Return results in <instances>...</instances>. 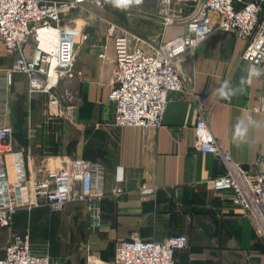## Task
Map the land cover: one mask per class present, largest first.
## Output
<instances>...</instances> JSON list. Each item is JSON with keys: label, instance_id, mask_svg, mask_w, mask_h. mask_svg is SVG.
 <instances>
[{"label": "crops", "instance_id": "crops-1", "mask_svg": "<svg viewBox=\"0 0 264 264\" xmlns=\"http://www.w3.org/2000/svg\"><path fill=\"white\" fill-rule=\"evenodd\" d=\"M159 5L158 0H142L123 7L110 0L104 8L87 4L76 11L75 23L89 39L80 41L76 49L74 71L78 74L64 78L56 88L62 102L66 101L59 117L50 116L48 95L32 93L25 75L13 74L12 84H7L6 74L16 54L8 56L10 65L0 69V99L9 112L0 116V122L14 132V152L4 159L9 178L25 176L30 184L39 182L69 159L80 158L105 168V197L95 200L99 227L92 228L90 203L73 200L59 213L47 208L18 212L13 233H0L2 246L15 234L29 233L34 252L48 255L52 264H113L118 241L137 237L163 242L184 235L189 247L177 253L178 264H264V236L256 220L233 203L232 191L208 187L210 180L227 173L226 166L195 148L196 105L201 100L210 114L211 132L235 162L254 171L264 156V116L256 110L264 70L242 59L246 41L234 33L216 31L183 57L186 90L170 94L161 127L114 124L115 106L109 95L115 36L127 31L157 46L187 33L183 19L166 25ZM171 13L185 18L188 11L179 13L172 6ZM33 44L26 46L27 53ZM104 45L109 61L99 57ZM252 68L261 74L251 76L243 92L231 101L219 97L216 89L225 80L238 86L242 77L249 78ZM242 117L257 123L249 126L240 141L234 139V126ZM117 176L122 180H116ZM144 188L156 192L143 196ZM43 229L48 230L45 236L35 235ZM52 229L65 232L66 240H55L58 244L53 245Z\"/></svg>", "mask_w": 264, "mask_h": 264}, {"label": "built area", "instance_id": "built-area-1", "mask_svg": "<svg viewBox=\"0 0 264 264\" xmlns=\"http://www.w3.org/2000/svg\"><path fill=\"white\" fill-rule=\"evenodd\" d=\"M109 1L0 0V43L10 54H16L6 74L7 84H12L13 74L25 75L32 93L49 96L50 116H61L63 102L55 89L64 78L73 79L78 74L74 71L76 49L80 41L89 39L75 23L76 11L87 4L104 8ZM158 2L164 23L171 25L177 19H183L187 33L157 46L127 31L115 36L113 89L109 101L115 106L114 124L118 127H161L170 94L186 90L183 57L216 31L231 32L246 41L242 59L264 70V0ZM174 5L187 10V16L183 18L171 13ZM212 13L216 14V19ZM31 42L34 44L27 53L26 46ZM99 57L110 60L106 45L101 46ZM196 108L195 148L216 156L227 169L224 176L210 180L208 187L214 191H232L233 203L256 220L264 236V156L255 163L254 171L243 168L211 132L210 114L201 100ZM256 110L264 116V73L262 95ZM8 112V105L0 104V116ZM13 138L12 127L0 122V230L9 227L12 216L22 210L31 212L47 208L59 213L73 200L90 203L92 228L99 227L100 216L95 200L105 197V168L90 160L74 158L69 159L64 167L49 171L39 182L30 184L25 176L12 180L4 159L14 152ZM116 180L122 178L117 176ZM141 192L143 196H151L156 189L144 188ZM188 247L189 239L184 235H173L163 242L134 237L116 243L113 264H178L177 253ZM0 264L52 262L48 255L34 252L30 234L24 233L15 234L5 246L0 243Z\"/></svg>", "mask_w": 264, "mask_h": 264}, {"label": "clouds", "instance_id": "clouds-1", "mask_svg": "<svg viewBox=\"0 0 264 264\" xmlns=\"http://www.w3.org/2000/svg\"><path fill=\"white\" fill-rule=\"evenodd\" d=\"M114 2L118 6H123V7H130L132 5H138L142 2V0H114ZM261 73L252 68L249 69V78H241L239 85L238 86H233L231 81L225 80L219 88L216 89V92L218 93L219 97L223 100L226 101H231V99L236 96L237 94L243 92L244 90V85L246 83H250V77L251 76H259ZM257 122L252 120L251 117L248 118H238L237 122L234 126V139L243 141L246 137L248 128L250 125H255Z\"/></svg>", "mask_w": 264, "mask_h": 264}, {"label": "rangeland", "instance_id": "rangeland-1", "mask_svg": "<svg viewBox=\"0 0 264 264\" xmlns=\"http://www.w3.org/2000/svg\"><path fill=\"white\" fill-rule=\"evenodd\" d=\"M174 7L178 10L179 13L180 12L182 13L183 9L181 7H179L177 5H174ZM176 25L179 26L180 24H176ZM9 55H10V53L9 52H8V54L4 53L2 51V47L0 46V69H5V68H7L10 65V59L8 57ZM55 92H56V89H55ZM47 97H48V100H47V107H46V109L49 110V96H47ZM63 103L65 104L66 101L63 100ZM20 215L25 216L24 213H22ZM15 218H16V214L14 216H12L10 226L0 231L1 235L3 234V231L13 233V224H14V219ZM28 231L30 232V230H28ZM51 231H52V235L49 237V240H51V242L53 243V245L54 244L57 245L58 243H56V242H61L63 240L64 241L66 240L65 239L66 236H64L65 235V232L60 231V230L55 231L54 229H52ZM47 232H48V230L44 233V229H43V230H39L38 232L36 231L35 232V235L36 236H39L41 234V237H43V236H45V234ZM55 240H58V241L55 242Z\"/></svg>", "mask_w": 264, "mask_h": 264}, {"label": "bare ground", "instance_id": "bare-ground-1", "mask_svg": "<svg viewBox=\"0 0 264 264\" xmlns=\"http://www.w3.org/2000/svg\"><path fill=\"white\" fill-rule=\"evenodd\" d=\"M41 34H43V32Z\"/></svg>", "mask_w": 264, "mask_h": 264}]
</instances>
